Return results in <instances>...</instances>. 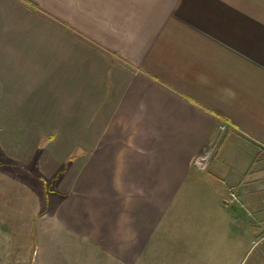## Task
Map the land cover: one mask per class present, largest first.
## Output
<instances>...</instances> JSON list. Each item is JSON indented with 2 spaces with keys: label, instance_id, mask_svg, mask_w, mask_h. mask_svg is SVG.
I'll return each instance as SVG.
<instances>
[{
  "label": "crops",
  "instance_id": "1",
  "mask_svg": "<svg viewBox=\"0 0 264 264\" xmlns=\"http://www.w3.org/2000/svg\"><path fill=\"white\" fill-rule=\"evenodd\" d=\"M0 71L69 151L39 217L0 209V264H234L264 237V0H0Z\"/></svg>",
  "mask_w": 264,
  "mask_h": 264
},
{
  "label": "rangeland",
  "instance_id": "2",
  "mask_svg": "<svg viewBox=\"0 0 264 264\" xmlns=\"http://www.w3.org/2000/svg\"><path fill=\"white\" fill-rule=\"evenodd\" d=\"M32 41L33 45L25 56L32 60L31 63L46 61L45 56L39 53L42 40L36 38ZM11 77L9 71H0V209L7 221L9 212L15 208L18 210V219L19 213L29 215L30 209L35 212V217L40 216L45 196L56 189L50 173L56 174L63 168L61 165L69 153L58 149L60 144L64 145L59 140L63 138L59 133H36L35 127L40 124V120L32 118V115L19 118V105L13 103L17 102L16 97L11 99L12 102L7 98ZM260 247L248 248L234 264H255ZM29 251L31 254L32 247L27 248L26 252Z\"/></svg>",
  "mask_w": 264,
  "mask_h": 264
},
{
  "label": "built area",
  "instance_id": "3",
  "mask_svg": "<svg viewBox=\"0 0 264 264\" xmlns=\"http://www.w3.org/2000/svg\"><path fill=\"white\" fill-rule=\"evenodd\" d=\"M229 125L227 122H221L210 140V142L203 148L201 153L192 160V166L199 171H206L209 169L212 160L219 151L222 143L225 140ZM223 208L228 211L235 209H246L238 196L236 187H229L226 190L225 196L221 200ZM264 247V237L253 243V247Z\"/></svg>",
  "mask_w": 264,
  "mask_h": 264
}]
</instances>
